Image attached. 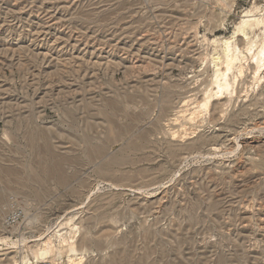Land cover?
Listing matches in <instances>:
<instances>
[{
  "label": "rangeland",
  "instance_id": "374dc122",
  "mask_svg": "<svg viewBox=\"0 0 264 264\" xmlns=\"http://www.w3.org/2000/svg\"><path fill=\"white\" fill-rule=\"evenodd\" d=\"M253 18L264 0H0V264H264ZM227 41L246 72L202 110Z\"/></svg>",
  "mask_w": 264,
  "mask_h": 264
},
{
  "label": "bare ground",
  "instance_id": "6f19581e",
  "mask_svg": "<svg viewBox=\"0 0 264 264\" xmlns=\"http://www.w3.org/2000/svg\"><path fill=\"white\" fill-rule=\"evenodd\" d=\"M263 23H264V20L262 18H253L251 20L245 21V22L242 23V26L239 28L238 33L241 32L245 36H247L248 34L245 31L246 29H248V28L249 29H254L256 27H260ZM250 51H252V50L250 49ZM223 54H224L223 65L225 66V70L220 69L218 67V65H217V70H216V73H215V78H214V83H213L214 86H215V90L216 91H213L214 89L211 90L206 102L204 104H202L201 106L199 105L202 110L208 111V109L210 108L211 102H212V100L214 98H216V99H218V98L226 99L228 96L231 98L233 96V94L235 93V91H236L235 85H236L237 79L239 78L238 75L241 76L242 74H244L243 73L245 71L244 69H246V68L243 67V63H242L246 59V56L244 55V52L240 49V47H238L237 45H234L231 41H227L225 43V48L223 50ZM252 59H254L253 60L254 62L252 63V64H254V70H253L254 71V74H253L254 75V79L259 83L261 81V79L259 78L258 75H259L260 71L264 68V42L262 43V46L260 47L258 52L252 56L251 60ZM235 72L237 73V76H235ZM231 74H232L233 77H231ZM244 86H245V84H244ZM194 114H196V112ZM42 173L44 175L46 174L47 176L52 175L51 174V168L49 167V168H47V170L44 169L42 171ZM39 178H40L39 175H35L34 180L36 181ZM72 230H74L75 234H76L77 231L79 230V228L77 226H74L72 228ZM6 241L7 240L5 238L0 236V245L2 243H5ZM13 244L15 245V243H13ZM72 252L75 255H78V251L76 250V248L74 246H72ZM47 253H48L47 250H43L37 256V262H38V260H40ZM25 262H26V260H25V258H23L20 262L14 261V262H10L8 264H25ZM115 262L117 264L119 262V260L115 259Z\"/></svg>",
  "mask_w": 264,
  "mask_h": 264
},
{
  "label": "built area",
  "instance_id": "2783aa9c",
  "mask_svg": "<svg viewBox=\"0 0 264 264\" xmlns=\"http://www.w3.org/2000/svg\"><path fill=\"white\" fill-rule=\"evenodd\" d=\"M16 219H17V216L16 217H8L6 219V224L11 226V225L14 224V222H15Z\"/></svg>",
  "mask_w": 264,
  "mask_h": 264
}]
</instances>
